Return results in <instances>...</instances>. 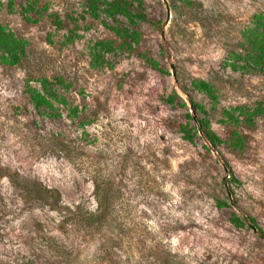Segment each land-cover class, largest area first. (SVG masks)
<instances>
[{"label": "rangeland", "instance_id": "rangeland-1", "mask_svg": "<svg viewBox=\"0 0 264 264\" xmlns=\"http://www.w3.org/2000/svg\"><path fill=\"white\" fill-rule=\"evenodd\" d=\"M142 2L134 10L146 19L133 26L121 16L92 19L83 0H0V23L25 43L18 65L0 64V264H38L52 245L65 249L62 264H115L114 249L106 255L101 246L119 229L130 234L134 255L121 264H151L145 252L155 241L177 253L173 264H264V112L252 123L227 116L264 108V71H235L228 58L264 0ZM103 20L135 27L140 42L123 48ZM99 40L114 49L96 66ZM43 77L64 79L55 89L66 106L32 105L27 89ZM193 79L210 82L217 103ZM173 91L174 104L166 100ZM202 117L223 143L213 148L200 133L185 139L181 125L197 127ZM13 179L58 189L68 208L24 202ZM95 179L114 184V203L108 219L86 226L79 218L97 208ZM234 213L243 226L230 221Z\"/></svg>", "mask_w": 264, "mask_h": 264}, {"label": "trees", "instance_id": "trees-1", "mask_svg": "<svg viewBox=\"0 0 264 264\" xmlns=\"http://www.w3.org/2000/svg\"><path fill=\"white\" fill-rule=\"evenodd\" d=\"M137 3L142 7V0H83V5L86 7L84 14H88L94 20L100 19L102 15L107 18L114 19L118 22V17L121 16L128 20V22L136 26L137 20L146 19V15L142 12L135 11L134 5ZM35 4H30L25 8L26 12L35 11ZM85 17V15H82ZM55 25L61 26V19L56 14H52ZM102 23L110 28L114 35L121 40V46L128 50L133 49L134 44H138L141 39L140 32L135 27H124L121 25L110 26L106 20ZM70 38V39H69ZM241 41L237 47L229 53V65L235 71L248 70V71H264V11L253 15L250 25H248L242 32ZM66 39L71 40L72 36H67ZM114 49L113 41L99 40L94 43L92 47V60L96 66L103 64L105 60V53L111 52ZM25 53V43L20 39L13 31L6 28L0 23V64L5 66H16L21 62V59ZM147 63L153 69L162 70L160 63L151 57H144ZM39 87H28V93L30 95V101L32 105L38 111L53 110L56 104L67 105V100L64 96L59 94L55 87L57 85H63L64 79H55V82L51 81L47 77L38 79ZM191 84L195 90L204 93L209 97L213 103H217L218 95L214 86L204 79H193ZM186 91L187 89L184 88ZM179 97L176 91H173L168 95L166 100L172 104L175 103L176 98ZM191 107L194 111H198L203 114H207L206 108L201 104L190 100ZM181 105L186 106V102H181ZM72 116L78 114L77 108H70ZM264 108L259 105L253 110L240 109L239 115L227 112L228 119L232 123H239L242 120L241 116H244L243 120L252 123L255 116L263 114ZM189 121L193 119L190 112L187 113ZM181 125V131L184 132L185 139L190 142H194L198 133H200L204 139L214 148L217 145L223 143V139L215 133L210 125L209 120L206 117L200 118L197 123V127L190 126V122ZM232 142L234 145L242 146L243 140L241 136L234 132L232 136ZM62 148L66 150V147L62 145ZM2 174V172H1ZM9 178L11 175L5 174ZM20 190L23 196L24 202H39L46 204L51 210L61 211L68 208L61 200L60 192L58 189L44 186L39 183H30L27 180L12 181ZM94 195L97 201V208L95 211H88L84 216H80V222H83L86 226H93L100 224L108 219L111 214V207L113 206V193L114 184L110 181L98 180L93 181ZM230 221L237 227L244 225V222L240 217L234 213L230 217ZM251 223L255 225L257 230L262 233V229L256 224L255 219H250ZM64 223L66 221L64 220ZM263 234V233H262ZM108 240L111 242L109 246H101V250L106 255L111 248L114 249L115 264H121L123 262H133V251L130 247L132 244L130 234L124 230L119 229L115 231V235H108ZM127 239V240H126ZM48 251L52 253L50 258H45L38 264H62L66 259L65 249L58 247V245L46 246ZM147 259L152 258L151 264H173L176 258H179L169 244L166 242L160 244L154 242L151 247L145 252ZM173 261V262H172ZM141 264V262L138 261ZM143 264V263H142Z\"/></svg>", "mask_w": 264, "mask_h": 264}, {"label": "water", "instance_id": "water-1", "mask_svg": "<svg viewBox=\"0 0 264 264\" xmlns=\"http://www.w3.org/2000/svg\"><path fill=\"white\" fill-rule=\"evenodd\" d=\"M250 225L253 229L257 230V228L252 223H250Z\"/></svg>", "mask_w": 264, "mask_h": 264}]
</instances>
